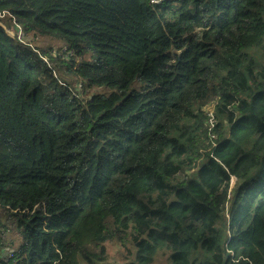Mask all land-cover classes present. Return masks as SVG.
Listing matches in <instances>:
<instances>
[{
	"label": "trees",
	"instance_id": "1",
	"mask_svg": "<svg viewBox=\"0 0 264 264\" xmlns=\"http://www.w3.org/2000/svg\"><path fill=\"white\" fill-rule=\"evenodd\" d=\"M152 1L0 0V264H264V0Z\"/></svg>",
	"mask_w": 264,
	"mask_h": 264
},
{
	"label": "rangeland",
	"instance_id": "2",
	"mask_svg": "<svg viewBox=\"0 0 264 264\" xmlns=\"http://www.w3.org/2000/svg\"><path fill=\"white\" fill-rule=\"evenodd\" d=\"M32 43H34L37 46H43L45 48L49 47V48H53L54 50H57L56 46L51 44V41L48 39H45V38H36ZM50 50H52V49H50ZM107 92L108 91L104 90V89H94L91 91V93H102V94H107ZM234 185H235V182L232 181L230 183V190L234 187ZM232 197H233V194L231 192L230 198L232 199ZM228 211H229V205H227V208H226L227 216L229 215ZM12 239H15L14 234H10L8 236V241H10ZM122 261H123V258H121L120 256L112 257L108 260V264H122ZM164 262H165L164 258L160 256L155 260V262L153 264H164Z\"/></svg>",
	"mask_w": 264,
	"mask_h": 264
},
{
	"label": "built area",
	"instance_id": "3",
	"mask_svg": "<svg viewBox=\"0 0 264 264\" xmlns=\"http://www.w3.org/2000/svg\"><path fill=\"white\" fill-rule=\"evenodd\" d=\"M162 0H153L152 2L153 3H159V2H161ZM15 28H16V32L14 33V32H9V31H7V33H10L11 34V37H16L19 41H24V34L22 33V30H21V28L19 27V26H15ZM234 182V179H231V181H230V183L231 182Z\"/></svg>",
	"mask_w": 264,
	"mask_h": 264
},
{
	"label": "bare ground",
	"instance_id": "4",
	"mask_svg": "<svg viewBox=\"0 0 264 264\" xmlns=\"http://www.w3.org/2000/svg\"><path fill=\"white\" fill-rule=\"evenodd\" d=\"M7 35H8L9 37H11V34H10V33H7Z\"/></svg>",
	"mask_w": 264,
	"mask_h": 264
}]
</instances>
